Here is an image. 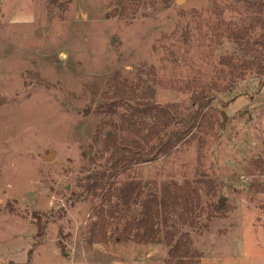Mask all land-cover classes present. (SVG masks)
I'll return each mask as SVG.
<instances>
[{
    "label": "rangeland",
    "instance_id": "rangeland-1",
    "mask_svg": "<svg viewBox=\"0 0 264 264\" xmlns=\"http://www.w3.org/2000/svg\"><path fill=\"white\" fill-rule=\"evenodd\" d=\"M51 1L0 0V264H164L163 242L117 235L138 206L109 221L106 243L90 238L109 207L88 186L108 166L106 137L133 145L144 134L99 115L114 75L141 78L178 113L201 90L210 101L168 155L117 171L109 203L128 181L159 196L190 186L198 204L181 220L178 202L167 219L199 264H264V71L231 35L252 0Z\"/></svg>",
    "mask_w": 264,
    "mask_h": 264
},
{
    "label": "trees",
    "instance_id": "trees-1",
    "mask_svg": "<svg viewBox=\"0 0 264 264\" xmlns=\"http://www.w3.org/2000/svg\"><path fill=\"white\" fill-rule=\"evenodd\" d=\"M51 3L59 4L63 10L67 7L66 2L60 3V0H52ZM250 7L253 15L247 27L240 32L231 31V35L243 53L252 57L253 62H258L257 68L264 71L260 66L264 57V0H252ZM216 11L219 9L216 8ZM255 31L256 37H251ZM144 84L141 78L134 84H129L114 75L108 82L106 91L102 92L104 102L98 109L99 115L118 118L122 129L144 134L141 141L133 145L124 143L117 145L111 141L110 136L106 137L111 146L109 149L106 144L103 150H109L111 153L108 166L104 173L95 174L90 183L92 185L88 186L92 190L99 189L104 192L106 190L100 200L109 207L105 211L95 213L96 220L90 228V238L97 244L106 243L108 238L105 235L109 221L115 219L117 213L125 214L129 212L131 206H138L139 210L134 218L130 221L124 220L121 228H117V235L121 241L148 245L163 242L168 252L164 264H199L201 254L191 249L190 236L181 231L180 221L167 219L169 214L179 213L178 202L183 204V212L177 215L181 220L185 214L192 211L194 203L198 204L197 194L190 186L186 185L182 190L176 189L177 192L159 196L156 192H144L138 181H128L116 190L114 204L109 203V195L113 189L111 180L116 177L117 171L168 155L193 132L202 111L208 108L209 94L203 90L193 94L190 98L191 103L181 113L171 107L155 105L152 102L154 92ZM103 128L101 124L100 130L103 131ZM113 170L114 174H109L108 171Z\"/></svg>",
    "mask_w": 264,
    "mask_h": 264
},
{
    "label": "water",
    "instance_id": "water-1",
    "mask_svg": "<svg viewBox=\"0 0 264 264\" xmlns=\"http://www.w3.org/2000/svg\"><path fill=\"white\" fill-rule=\"evenodd\" d=\"M180 2H181V0H178L177 1L178 4H180ZM52 157H53V153L49 152L48 155H47V157L45 159L51 160ZM222 202H223V200H220L219 201V203L223 204Z\"/></svg>",
    "mask_w": 264,
    "mask_h": 264
}]
</instances>
